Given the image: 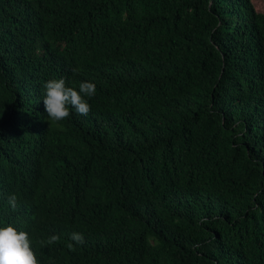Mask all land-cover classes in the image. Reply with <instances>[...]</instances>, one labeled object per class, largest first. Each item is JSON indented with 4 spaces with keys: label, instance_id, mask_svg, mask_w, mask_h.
Returning <instances> with one entry per match:
<instances>
[{
    "label": "trees",
    "instance_id": "trees-1",
    "mask_svg": "<svg viewBox=\"0 0 264 264\" xmlns=\"http://www.w3.org/2000/svg\"><path fill=\"white\" fill-rule=\"evenodd\" d=\"M60 78L88 115L48 121ZM8 224L40 264H264V0H0Z\"/></svg>",
    "mask_w": 264,
    "mask_h": 264
},
{
    "label": "clouds",
    "instance_id": "clouds-1",
    "mask_svg": "<svg viewBox=\"0 0 264 264\" xmlns=\"http://www.w3.org/2000/svg\"><path fill=\"white\" fill-rule=\"evenodd\" d=\"M74 72L79 69H73ZM45 111L50 123H59L70 117L72 109L77 114L88 115L91 105L85 97L91 98L96 94V85L92 82H81L79 90L68 86L64 78L51 79L44 85ZM18 198L15 193L10 194L8 203L13 210L17 207ZM58 235H51L47 240L39 241L40 245L48 246L58 242ZM71 240L75 244H84L85 238L82 233L73 232ZM75 244L68 243L67 247L75 251ZM0 264H40L33 248L32 240L27 231H19L12 224L0 227Z\"/></svg>",
    "mask_w": 264,
    "mask_h": 264
}]
</instances>
